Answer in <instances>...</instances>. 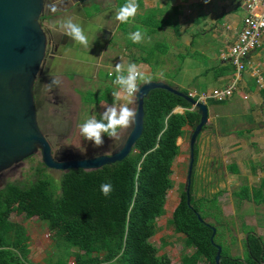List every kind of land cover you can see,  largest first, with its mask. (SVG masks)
<instances>
[{"label": "trees", "instance_id": "16d2710c", "mask_svg": "<svg viewBox=\"0 0 264 264\" xmlns=\"http://www.w3.org/2000/svg\"><path fill=\"white\" fill-rule=\"evenodd\" d=\"M156 50L166 52L163 47ZM141 61L147 60L142 56ZM217 67L214 71L218 77L235 69L230 62ZM176 89L187 93L185 89ZM101 100L88 101L97 104ZM176 107L183 108V112L174 111ZM190 108L191 104L183 97L164 89H152L143 102L142 133L122 160L98 169L61 171L57 183L40 162L34 178L27 183L6 182L0 187V202L12 205L22 221L36 216L55 226L59 253L42 264H172L168 255L158 254L151 237L159 229L156 218L164 214L167 192L173 187L172 165L180 153L177 139L183 135L184 126L193 130L199 121L196 109ZM193 157L188 195L184 186L167 220L173 231L182 235V247L193 248L191 254L183 253L178 264H214L217 246L221 247L220 264L263 262L264 242L258 236L246 233L243 257L232 256L217 240V227L206 217L211 216L219 223L221 191L211 197L197 196L193 168L198 157L196 143ZM230 169L236 173L235 166ZM106 183L113 189L107 197L100 191V186ZM232 195L239 200L264 203V178L257 186L243 184ZM205 205L208 208L204 212L201 208ZM1 224L4 222L0 221ZM21 230L22 223H16L9 239L0 238V264H32L28 259L30 248Z\"/></svg>", "mask_w": 264, "mask_h": 264}, {"label": "rangeland", "instance_id": "374dc122", "mask_svg": "<svg viewBox=\"0 0 264 264\" xmlns=\"http://www.w3.org/2000/svg\"><path fill=\"white\" fill-rule=\"evenodd\" d=\"M109 1L110 0H100L101 6L106 3L104 7L108 8L110 4H112L108 3ZM100 8L101 7L98 4H93L90 7L85 8V10H82L85 16L94 18L95 15H98L100 12ZM162 10L164 11V9ZM169 13V19L174 23L176 17L175 15L171 14V10ZM144 14L146 15L145 19L148 18V20L143 22V25L136 24L134 27L135 31L139 30L144 33V40L140 43H133L130 39V35L132 33L130 35L125 34L122 36V38H125L126 43L132 45L124 44L122 46V44L117 42L115 48L111 46L105 47V44H107V33L104 29H106V26L107 28L109 27L107 18L103 19L102 16L95 17V19L91 18L90 22L86 24V27L82 28L83 30L85 29V35H87V37L90 36L89 40L92 43L91 47L86 49L72 39V42H75L74 50H66L63 52L62 57H55L51 64V66L55 67L51 70V72H43L36 77L34 82V96L37 111V122L42 133L46 136L50 143L52 153L53 151L58 152V149L62 148L68 152L71 151L73 155L82 157L93 156L96 154H108L116 149L124 140L129 129L118 130V139L110 138L107 136V134H102L104 144L101 147H94L91 141L84 140L83 136L80 134L81 124L93 116L99 120L105 108L112 106L113 103H116L117 107H119V104L127 103L129 108L133 109L134 111L136 109L135 97H126L120 87L115 83L117 75L115 72V67H108L106 65L108 60L112 59L114 52L120 55V62L126 64L123 65L125 75L127 74V66L130 63L136 64L138 70L144 74L145 80H138V84H141L145 81H158L163 79V82L172 86L173 80L176 77L175 75L178 73L179 69H185L192 64V62L182 63L183 59L180 60V57L183 55H173L177 52L181 54L190 53L191 48L188 47V45L182 44L180 49L174 50L173 53V45L169 41L163 39L165 36H160L158 34V27H155L153 30L149 31V35L145 34V31L149 30L147 25L152 22L156 23V21L159 19L158 17L161 16L158 6L147 10L144 9ZM233 14L235 17H241L243 16L244 12L239 6V8L233 11ZM207 18L208 16L204 17L205 20H207ZM59 21L62 20L59 19ZM215 21L218 23L217 26L219 27L220 22L222 21L220 15L211 17L209 23L212 22V24H215ZM99 27L100 29L98 31L97 29ZM97 31L98 35L94 36ZM102 33L106 35L102 36ZM117 38L118 32H116V34L111 37L110 42L113 43V41ZM220 39L221 36L219 32L196 34L192 46L193 52L195 53L194 58L198 60L197 63L199 65L197 72H193L195 75L192 74L194 80L187 79V82L190 84L192 82V85H200L202 88H212L211 86L214 83L212 75H215L216 73L214 68L218 66L220 61L218 58V51L227 50L224 39ZM229 40L232 42V39ZM156 41H160L159 44H162L163 48L166 49V56L170 55L171 58L166 57L165 59L164 55V58L159 60L158 56L161 54L157 50H154L157 44ZM113 49L114 52L112 53ZM259 52L262 59L263 53H261V51ZM139 56L146 58V64L152 69L150 73H145V71H143L145 65H140L136 62H133V59L139 58ZM160 62H162V65L165 67L169 66L167 70L168 73L165 75L156 74ZM110 64L113 65L112 63ZM202 69L206 70L207 73H201ZM253 69L255 74L257 67L255 66ZM108 70H114L113 77L106 76ZM191 72L192 71L187 72L186 75H189ZM53 79L57 80L58 84L49 87ZM200 80L204 81L202 85ZM111 82L112 84L110 86ZM56 88L59 89V92H63L67 95L66 99L69 101L68 106H71L70 109H62L61 107L63 105L60 106L59 104L55 103L54 96ZM183 88L187 87L184 85ZM238 90L239 89L236 88L234 94H236ZM114 93L120 94V99L118 101L113 95ZM97 98H102L103 100L97 104H92L90 101H88H94ZM208 108H210V103H208ZM220 108L224 110L228 108V106L227 104H224L221 105ZM186 126L191 128L189 125ZM206 129L207 127L203 129L204 135L200 133L195 142L196 147L198 148V157L195 165L193 166L195 174L194 181L198 185L200 184V177L198 176V173L199 171L202 172L201 167H208L209 160H207V158H212L217 154L218 166L214 167V171L219 176L218 188L216 189L215 185L211 187V184H209V182L207 183V181L205 182V186L208 188V193L221 190V193L218 196V204L221 209V214L218 217L220 219L219 223L211 216H207L206 221L213 223L217 227L218 233L216 238L217 240L221 241L225 248L229 249V254L236 257H243L244 248L242 246V240L245 237V232L242 229H250V227L248 228V226H244L243 223L253 225L255 221L260 223L264 222V203H254L245 199L239 200V198L232 195V192L233 190L237 189L238 185L242 186L243 184H247L255 186L258 183H256V178L260 172L258 167L259 163H256L257 161H253L249 157L248 160H246V165H248L247 168H245V164H240L241 170L236 174L231 173L226 165L232 160L238 161L239 159H237V155H234V157H226L228 154L233 153L232 150H224L221 152L222 150H220L219 146H217L218 148H215V128L213 129V126L211 125L207 130ZM243 132L245 133L244 130ZM207 133L213 135V143L209 142L211 137ZM184 141L185 144H181V146L184 145V148L181 154L174 159L172 165L173 173L171 178L173 181V187L167 192L164 214L156 218L159 229L151 237V241L157 246L158 254L168 255L172 264H178L183 253L188 255L193 252V248L184 249L182 247V235L175 233L167 222L171 216L174 206L179 200L180 191L184 189V186L186 185V176L189 165L188 138H186ZM208 142L209 146H203V148L201 147V145L207 144ZM211 144L213 147H211ZM202 149H207V151L202 152ZM243 150L244 149H242L240 152L237 151L236 153H241ZM53 155L55 154L53 153ZM240 157L246 158L248 155L243 153L240 155ZM40 162V153L37 152L21 161L18 165L4 170L0 176V187L6 182H21L22 184L27 183L34 178L35 167H37ZM249 166L256 168L255 172H250ZM44 171L48 173L56 183L59 181L61 175L60 170L49 169L46 167ZM201 174L203 175V173ZM206 187H202L201 192H199L198 189L196 192L197 196L203 195L207 190ZM206 205L202 206L201 208L204 212L207 211L208 208ZM5 209L8 211L6 215H3L2 212ZM209 212L213 211L210 210ZM0 221L4 222V224L0 225V238L2 241L11 237L16 223H22L21 233L23 234V238L28 243L30 248V252L28 254L30 263L42 264L49 256L55 257L58 255L57 253H59L60 244L56 239L55 233L57 230L53 224L49 225L47 221H41L36 216L22 221L21 218L14 213L13 206L4 204L3 202H0ZM256 233H258V230ZM261 235L264 236V233ZM69 261L72 263L71 258H69Z\"/></svg>", "mask_w": 264, "mask_h": 264}, {"label": "crops", "instance_id": "0c3cea01", "mask_svg": "<svg viewBox=\"0 0 264 264\" xmlns=\"http://www.w3.org/2000/svg\"><path fill=\"white\" fill-rule=\"evenodd\" d=\"M126 2L127 0H114V2L113 0H110L108 3H112V4H110L108 8L104 7L106 3H104L100 8L101 9L100 12L102 14L100 15L99 13V15L97 16H106L107 22H109V27L107 28L106 26V29H104L106 30L107 33L106 36L107 44H105V47L111 46L115 48L117 42L122 44V46L124 44H128L125 42V38H122V36H124L125 34L130 35L131 33L136 32L134 28L136 24L143 25V22L148 20V18L145 19L146 15L144 14V9L147 10L152 7L158 6L161 16L158 17L159 19L158 21H156V23L152 22L147 25L149 30H146L145 34L149 35V31L153 30L155 27H158L157 30L158 34L160 36H165L163 39L169 41L173 45L172 52L174 50H179L182 44L188 45V47L191 48V52L187 54H181L178 52L176 54H173L174 52L172 53L174 56L183 55L182 58L180 57V60L183 59L182 63L192 62V64L189 67L185 69H181V68L179 69L178 73L175 75L176 77L173 80L172 87L174 86V88L178 87L181 89L185 85L187 88H183V89H185L188 94L190 93L191 95H193V98L197 99V95H199L201 92L209 93L215 88H221L224 85H227L228 83L232 82L234 78L236 80L238 79L237 88L239 90L237 91L236 94L233 93L229 98L225 99L222 103L221 102L220 104L216 103L215 100L212 98H207L205 99V101H203L207 105L208 116H207L206 124L202 127L198 135L200 133L204 135L203 129H205L206 127L208 129L209 126L212 125L213 129L215 128L216 146L214 145V147L218 148L217 146H219L220 150H222L221 152H223L224 150L227 151L232 150L233 153L228 154L226 157H234V155H237L236 157L237 159H239L238 161L232 160L229 164L226 165L229 171L231 170L230 166H235L236 173H238L241 170L240 164L246 165V160H248V158L250 157L251 160L257 161L256 163H259L258 167L260 169V172H264V164H263L264 162V62L261 60L260 52L257 51L250 56L251 63H249L245 71H241L238 73L234 69L232 73L224 74L219 77L216 75H212L214 83L212 84L211 89L205 87L202 88V86L200 85H192V82L190 84L189 82L186 81L187 79L194 80L193 75L195 74H193V72L195 73L198 70L199 64L197 63L198 60L194 58L195 53L193 52V46H192L196 34L198 33L203 34L207 32H215V33L219 32L221 39H224V41L230 43L229 39L233 40L237 32L240 30L241 19L243 16L235 17V15L233 14V11L239 8L240 6L237 0H210V2L207 4H205L203 0H137L139 7L135 17L129 23H126L124 24V26H122V23L116 19V14L119 8L125 5ZM240 8L242 9L241 6ZM162 9H164V11ZM170 10H171V14L175 15L176 17L174 23L171 22L169 19ZM216 15H220V17L222 18L219 27L217 26L218 23L216 21L214 22L215 24H212V22L209 23L211 17L213 16L216 17ZM206 16H208L207 20L204 19V17ZM95 17L93 19H95ZM116 32H118V38L114 40L112 43L110 42L111 41L110 39L116 34ZM156 43H157L156 48L154 50H156L157 47H163L162 44H159L160 41H156ZM128 45H132V44H128ZM220 51H218V58ZM260 51L261 53H264V48ZM113 52L114 49L112 53ZM160 54L161 55L158 56L159 60L163 59L164 55H165V59L166 57L171 58L170 55L166 56L165 53L164 54L160 53ZM141 57L142 56H139V58H134L133 59L134 61L133 60L132 61L140 65H145L143 71H145V73H150L152 69L146 64L147 62L141 61ZM119 58L120 55L114 52L112 59L108 60V63H106V65L108 67L111 66L115 67L118 63L121 65H126L125 63L120 62ZM228 62L229 60L227 59H220L219 65ZM110 63H112L113 65H111ZM255 66L259 68V72H260L259 74L263 75V79L259 83L256 82L257 80L256 74H254L253 68ZM168 67L163 66L162 62H160V65L158 66L159 70L157 69L156 74L158 75L167 74ZM190 71L192 72L189 75H186V73ZM109 73H111V75ZM201 73L205 74L207 73V71L202 69ZM113 76H114V70H108L107 77H113ZM159 81H164V80L161 79ZM203 82L204 81L200 82L201 85ZM111 84L112 82L110 83V86ZM208 103H210V108H208ZM224 104H227L228 108L223 110L222 108H220V106ZM190 109H195V108L191 106ZM183 110L184 109L181 107H176L174 111L183 112ZM183 130H184L183 135L178 137L177 139V143L180 149L179 155L181 154L184 148V145L181 146V144H185L184 140L186 138H188V144H189V137H190L189 131H191L192 128H189L188 126H184ZM243 130L245 131V133L243 132ZM208 135L211 137V140H209V142L213 143L214 142L213 135L210 134ZM209 142L207 144L201 145V147L203 148V146L206 147L209 146ZM211 147H213L212 144ZM242 149L244 150L241 153H236L237 151L240 152ZM206 151L207 149H202V152H206ZM243 153L247 154L248 157L246 158L240 157V155ZM217 159H218L217 154L214 155L212 158L208 157L207 158V160H209L208 167L205 168L201 167L202 172L199 171L198 173V176L200 177V184L198 185L197 183H195L196 192L198 191V189L199 192H201L202 191L201 188L206 187L205 186L206 181L207 183L209 182V184H211L210 185L211 187L215 185V188L216 189L218 188L219 176L214 171L215 169L214 167L218 166ZM247 167L248 165H246L245 168ZM249 168H250L249 170L250 172H255L256 170V168L250 166ZM201 173H203V175ZM240 187L241 186L238 185L237 189L233 191H237ZM217 191H221V190H217ZM213 193L215 192H209V197H211ZM204 194H208V188L206 192H204Z\"/></svg>", "mask_w": 264, "mask_h": 264}, {"label": "water", "instance_id": "95a60500", "mask_svg": "<svg viewBox=\"0 0 264 264\" xmlns=\"http://www.w3.org/2000/svg\"><path fill=\"white\" fill-rule=\"evenodd\" d=\"M44 0H0V174L39 152L41 162L49 169L92 170L122 160L133 149L143 129V102L152 89H164L186 99L199 114V121L189 137V165L186 193L193 165L195 139L206 124L205 102L191 97L163 81H145L139 85L136 123L122 143L108 154L72 155L58 160L37 122L34 82L45 55L46 35L39 21ZM187 198V202H188ZM214 232V228L212 229ZM213 235V234H212ZM221 247L217 246L214 264H220Z\"/></svg>", "mask_w": 264, "mask_h": 264}, {"label": "clouds", "instance_id": "9594fccd", "mask_svg": "<svg viewBox=\"0 0 264 264\" xmlns=\"http://www.w3.org/2000/svg\"><path fill=\"white\" fill-rule=\"evenodd\" d=\"M203 2L207 4L210 0H203ZM138 7L137 0H127L125 5L119 8L116 14V19L122 24L129 23L135 17ZM48 9L51 13H55L58 10L55 4L48 5ZM60 27L64 29L63 34L70 36L75 42L84 48L88 49L91 47L84 30L78 24L73 23L71 19L63 22ZM51 28L53 31L57 30L55 22L51 24ZM144 38V33L139 30L132 33L130 36L133 43H140ZM124 71L123 65L118 63L115 66V72L117 73L115 83L120 87L126 97H135L138 101L139 96L137 94L139 93L140 88L137 81L145 80L144 74L138 70L137 65L134 63H130L127 66L126 75L124 74ZM55 84H58V81L53 79L49 87ZM113 95L117 101L120 99L119 93H114ZM136 117L137 112L129 108L127 103L119 104V107H117L116 103H113L112 106L105 108L99 120L93 116L81 124L80 134L83 136L84 140L91 141L94 147H101L104 144L102 134H107L110 138L118 139V130L132 128L136 123ZM112 190V185L110 183L102 184L100 186L101 193L106 197L111 194Z\"/></svg>", "mask_w": 264, "mask_h": 264}, {"label": "flooded vegetation", "instance_id": "af4514ba", "mask_svg": "<svg viewBox=\"0 0 264 264\" xmlns=\"http://www.w3.org/2000/svg\"><path fill=\"white\" fill-rule=\"evenodd\" d=\"M50 4H55L57 6V9H58L57 12L51 13L49 11L48 5H50ZM93 4H98L101 7L100 0H44V10H43V13L39 17V21H40L42 29L46 35L47 43H46V48H45L44 59L42 61V64H41V67H40V70H39L37 76L39 74H42L43 72L44 73L45 72H47V73L51 72V70L55 67V66H51L55 57H62L63 52H65L66 50H70V51L74 50L75 42L73 43L71 37L63 34L64 29H62L60 27V25L63 22L67 21L68 19H71L73 23L78 24L81 28L86 27V24L90 22L92 17L85 16L83 14V10H85V8L90 7ZM99 13H100V15L102 14L101 12H99ZM99 13H98V15H99ZM95 16H97V15H95ZM102 18H106V16H102ZM59 19H61L62 21H59ZM53 22H55V24L57 25L56 31H53L51 28V24ZM99 29H100V27L97 30L99 31ZM84 31H85V29H84ZM98 31L95 33L94 36L98 35ZM105 32H106V30H105ZM103 33H104V31H103ZM103 33H102V36H105L106 34L104 35ZM89 38H90V36H88V39ZM89 42H90V40H89ZM90 44H92V43L90 42ZM74 75H72V76H74ZM54 98H55L56 104H59L60 106L63 105L61 107L62 109L63 108L64 109L65 108H69V109L71 108V106H68L69 101L66 99L67 95L63 92H59L58 88L55 89ZM51 150H52V148H51ZM53 153L55 154L54 156L58 160H62V161L71 159L72 155H73L71 151L68 152L67 150H64L62 148H59L58 152L53 151ZM1 175L2 174H0V176ZM262 178H264V172L259 173L258 177L256 178L257 179L256 183L257 182L259 183V181ZM257 184L255 186H257ZM248 186H253V185H248ZM205 195H209V193L205 194ZM243 225L248 226V228L250 227V229L247 231H244L242 229L245 232V235H246V233L253 234L255 236L260 237L261 241L264 242V236L261 235L264 233V222L260 223V222L255 221V223H253V225H249L247 223L246 224L243 223ZM251 227H253V228H251ZM257 230H258V233H256ZM242 246H243V241H242ZM252 257H253V259H255L254 256H252ZM259 264H264V261L260 262Z\"/></svg>", "mask_w": 264, "mask_h": 264}, {"label": "built area", "instance_id": "2783aa9c", "mask_svg": "<svg viewBox=\"0 0 264 264\" xmlns=\"http://www.w3.org/2000/svg\"><path fill=\"white\" fill-rule=\"evenodd\" d=\"M237 2L244 11L241 19V28L232 42L227 43L224 41L227 50H221L219 58L229 60L239 73L245 71L249 63H251L250 56L264 48V0H237ZM261 60L264 62V53ZM259 73V68L257 67L255 74L256 82L258 83L263 79V75ZM109 74L111 75V73ZM237 81L238 79L234 78L232 82L221 88H215L209 93L201 92L197 95V99L200 101H205L207 98L217 101L225 100L236 90ZM189 95L193 97L190 93Z\"/></svg>", "mask_w": 264, "mask_h": 264}, {"label": "bare ground", "instance_id": "6f19581e", "mask_svg": "<svg viewBox=\"0 0 264 264\" xmlns=\"http://www.w3.org/2000/svg\"><path fill=\"white\" fill-rule=\"evenodd\" d=\"M198 115V114H197Z\"/></svg>", "mask_w": 264, "mask_h": 264}]
</instances>
